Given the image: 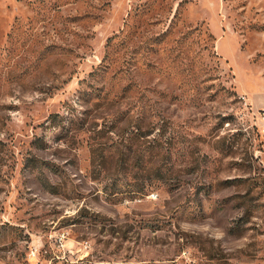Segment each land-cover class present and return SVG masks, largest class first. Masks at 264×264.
<instances>
[{
  "label": "rangeland",
  "instance_id": "rangeland-1",
  "mask_svg": "<svg viewBox=\"0 0 264 264\" xmlns=\"http://www.w3.org/2000/svg\"><path fill=\"white\" fill-rule=\"evenodd\" d=\"M0 264H264V0H0Z\"/></svg>",
  "mask_w": 264,
  "mask_h": 264
}]
</instances>
